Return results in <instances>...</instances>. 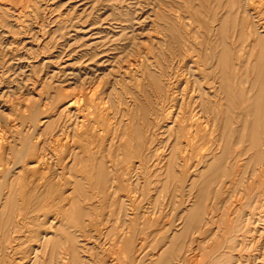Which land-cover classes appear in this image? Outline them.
<instances>
[{
	"label": "rangeland",
	"instance_id": "374dc122",
	"mask_svg": "<svg viewBox=\"0 0 264 264\" xmlns=\"http://www.w3.org/2000/svg\"><path fill=\"white\" fill-rule=\"evenodd\" d=\"M231 3L230 0H16V3L15 0H0V143L3 142L6 149L12 148L17 156L23 149L24 141L42 142L41 144L50 141L46 145L49 153H53L56 161L59 156L63 162L62 167L60 166L64 181L62 190L66 192L65 197L68 195L73 199L72 205L69 203L65 208H52L49 211L51 227L48 225L46 229L55 237L50 244L48 261L44 264L58 263L57 257L60 253L67 256L68 264H76L73 253L77 240L78 243L81 242L77 246H85L87 249L83 255H79L84 256L86 264H126L129 262L131 250L137 246L142 254L145 251L144 264H208L211 250L222 246L223 233L229 230L230 223L235 224L240 214L249 215L245 221L252 217V220L245 223L241 220L239 224L238 241L248 247L246 246V251H241L242 246L239 244L240 247L232 252L233 256H249L250 259L245 260L243 264H264V199L259 198L260 201L257 202V196L264 189V82L255 83L256 86L249 82L254 80V77L252 73H247L248 70L258 72L253 71L251 66H245L250 62L247 57L251 54V49L248 48L249 43H244L243 46L236 43L244 20L238 16ZM247 5L250 11L253 10L251 14L264 19V0H252V4ZM222 10L225 12L222 13ZM232 18L234 20H231ZM231 23L236 24H232L235 28ZM261 23L264 24V21ZM188 24L193 28L188 27ZM218 25H223L222 39L226 42L224 46L219 47L214 44L220 29ZM195 48L199 49L198 52ZM256 54L258 51L254 52V55ZM217 56H222L225 61L217 63ZM251 63L250 65L254 64ZM177 67L180 69L178 73ZM192 69H195V79L190 88L197 89L194 93L198 91L195 105V113L200 112L197 116L198 130H205L207 126L206 133L211 135L209 137L213 142L207 144L203 157L198 156L202 152L200 144L195 148L192 147L193 144L187 148L182 144L176 147L177 134L169 131L167 123H164V117L171 106L178 118H190L188 107L185 109V106L170 102L172 100H169V96L181 93L180 89L184 87L176 82L177 77L180 74L186 75V72ZM246 75L248 78H245ZM239 80L240 83L236 82ZM166 81L170 83L167 90L164 88L169 84ZM201 88H205L204 96L210 101L207 108L200 99L203 98ZM210 89L212 92H209ZM227 97L231 99V109L228 117L224 115L225 120L220 129H217L213 125V101L216 98L223 105ZM56 99L64 100V106L73 100L78 101L69 111L71 115L65 113L62 121L57 119L60 107L59 103H55ZM96 116L103 118L97 119ZM47 118L53 123L51 127L42 125ZM29 119H32V122ZM91 121L94 126L98 125L96 129L107 141L94 144L92 149L95 153L88 157L81 153L80 144H84L81 140L89 131ZM163 123L166 125L164 128ZM228 123H231L230 126ZM32 126L34 131V128H29ZM108 131L110 132L107 135ZM124 137L127 138L121 141ZM71 149L79 153L73 166L71 159H65ZM179 149H188L187 151L192 153L185 163L172 161L174 153L181 151ZM142 151H145V155L149 154L144 162L139 160ZM210 153L215 156H210L208 161L203 162V158ZM187 154L188 152L185 156H188ZM178 163L184 167L178 166ZM121 166H132L129 188L121 186L119 191L111 190L109 193L107 189L103 192L98 188L101 182L109 187L121 183L122 174L118 175ZM236 174L239 175L238 178ZM248 180L255 184L249 185ZM2 184L0 180V187ZM188 185L190 186L184 192L179 193L183 186ZM256 193L259 194L256 196ZM114 198L126 206L129 217L119 214V202ZM114 201L118 203L115 204ZM19 202L18 199H12L8 211L13 218L5 217L0 221V264L4 261V229L8 226L7 223L10 226L17 223V218L20 217L17 216L20 210L16 211ZM260 202L262 203L259 204ZM112 204H115L114 207ZM254 205L258 210L254 213L260 211L259 216L253 213ZM239 208L241 210H238ZM184 210L187 212H183ZM55 213L61 215L63 221L56 219L55 223L52 219L56 217ZM19 219L18 224L25 222ZM58 221L60 222L57 223ZM86 224L90 227H86ZM245 224L250 227L249 230L252 228L250 232L253 233H249L250 236L248 234V238H252L244 241L240 235L247 227ZM52 227H55V230H52ZM33 230H37V227H33ZM176 231L179 233L175 234ZM216 233L217 235H214ZM203 242H206L205 246ZM155 254L157 256L154 257ZM187 257H192V260H185ZM32 258L33 264H37L34 256ZM149 260L153 262L150 263ZM229 261L230 259L223 257L217 264H227ZM63 263L67 264L65 261ZM234 263L235 259L232 260V264Z\"/></svg>",
	"mask_w": 264,
	"mask_h": 264
},
{
	"label": "bare ground",
	"instance_id": "6f19581e",
	"mask_svg": "<svg viewBox=\"0 0 264 264\" xmlns=\"http://www.w3.org/2000/svg\"><path fill=\"white\" fill-rule=\"evenodd\" d=\"M232 3L231 4H233L234 6L232 7L233 9H235L236 11H237V14H238V16L240 17V18H242L243 20H244V23L242 24V31L240 32V34H239V38H238V40L236 41V43H238L240 46H243L244 45V43H245V45L246 44H248L249 46H248V48H250L251 50H250V55L247 57V59L250 61L247 65H245V66H247L248 68L251 66V67H253V71H257L258 73H255V72H250L249 70H248V72L247 73H252L253 74V76L252 77H254V80H251V81H249V82H251V83H263L264 82V24L263 23H261V21L263 20L264 21V19H262V18H258V17H255V14L253 15V14H251V11H253V10H249V5H247V4H252V0L250 1V0H230ZM263 1V0H262ZM18 2V1H17ZM221 2V1H220ZM15 3H16V0H15ZM257 3V2H256ZM260 3H261V1H260ZM263 3V2H262ZM248 7H247V6ZM254 5H259V4H254ZM260 5H262V4H260ZM5 7V6H4ZM30 7V6H29ZM227 7V6H226ZM226 7H224V8H226ZM160 8V7H159ZM223 8V9H224ZM2 9H3V7H2ZM7 9H9V8H7ZM161 9V8H160ZM163 9V8H162ZM170 9V8H169ZM11 10V9H10ZM258 10V9H257ZM5 11V10H4ZM162 11V10H161ZM263 11V10H262ZM261 11V12H262ZM159 12V11H158ZM163 12V11H162ZM166 12V11H165ZM165 12H163V13H165ZM225 11H223L222 10V13H224ZM168 13V12H167ZM260 13V12H259ZM8 14V13H7ZM159 14V13H158ZM221 14V13H220ZM237 14H236V16H237ZM262 14V13H261ZM263 15V14H262ZM9 16V15H8ZM220 16V15H219ZM236 16H234V17H236ZM178 18V17H177ZM2 19H3V17H2ZM216 19V18H215ZM218 19H220V17L218 18ZM236 19V18H235ZM258 19V20H257ZM4 20V19H3ZM169 20H171V19H169ZM231 20H234L233 18L231 19ZM167 21H168V19H167ZM178 21V20H177ZM169 22V21H168ZM233 22V21H232ZM11 23V22H10ZM169 24V23H168ZM186 24V23H185ZM233 23H231V25H232ZM170 25V24H169ZM192 25V24H191ZM233 25H236L235 23L233 24ZM232 25V26H233ZM160 26V25H159ZM219 26V30H218V36H216L215 38H216V40H215V46H224V44L226 43V42H224V38L222 39V35H223V31H224V29H223V25H221V27H220V25H218ZM188 27H190L189 26V24H188ZM188 27H187V29H188ZM192 27V26H191ZM190 27V28H191ZM196 27V26H195ZM208 27V26H207ZM231 27V26H230ZM234 28H235V26H233ZM232 27V28H233ZM3 28V27H2ZM193 28V27H192ZM1 29V28H0ZM199 29V28H198ZM195 30V29H194ZM188 31V30H187ZM230 31H231V28H230ZM199 32H200V30H199ZM228 32V31H227ZM227 32H225V33H227ZM2 34V33H1ZM205 34V33H204ZM181 35V34H180ZM188 35V34H187ZM173 36H174V34H173ZM232 36V35H231ZM233 37V36H232ZM228 38H226V40H227ZM194 40V39H193ZM207 41V40H206ZM229 41V40H228ZM232 41V40H231ZM163 42V41H162ZM192 42V41H191ZM164 43V42H163ZM208 43V42H207ZM4 44V43H3ZM184 45V44H183ZM227 45H229V44H227ZM193 46V45H192ZM195 46V45H194ZM209 46V45H208ZM230 46V45H229ZM175 48V47H174ZM186 49H188L187 47H185ZM230 48V47H229ZM247 48V49H248ZM210 49H211V47H210ZM222 49V48H221ZM236 49V48H235ZM195 50H196V48H195ZM197 50H199L198 48H197ZM196 50V51H197ZM225 50V49H224ZM227 50V49H226ZM221 51V50H220ZM255 51H258V54H256V55H254V52ZM198 52V51H197ZM208 52H209V49H208ZM228 52H229V50H228ZM230 52H231V50H230ZM229 52V53H230ZM220 53V52H219ZM188 54V53H187ZM187 54H186V58H187ZM189 54H191V52L189 53ZM184 55V54H183ZM210 55H211V53H210ZM216 55V54H215ZM226 55V54H225ZM245 55V54H244ZM190 56V55H189ZM206 56V55H205ZM191 57V56H190ZM226 57H227V55H226ZM225 57V58H226ZM186 58H184L183 60L185 61V59ZM169 59V58H168ZM194 59H197V58H195L194 57ZM194 59H192V60H194ZM218 59V60H217ZM217 59H216V61H217V63H219V62H222L223 63V60L225 61V59L222 57V56H217ZM164 60V59H163ZM182 60V59H181ZM188 60V59H187ZM211 60H212V58H211ZM229 60V59H228ZM165 61V60H164ZM164 61H163V63H164ZM184 61L182 62V64H184ZM219 61V62H218ZM187 62V61H186ZM209 62V61H208ZM251 62H254V64L253 65H250V64H252ZM190 63V62H189ZM188 63V64H189ZM192 63V62H191ZM227 64V63H226ZM51 65V64H50ZM175 65H177V63H175ZM179 65V64H178ZM177 65V66H178ZM186 65V64H185ZM192 65V64H191ZM191 65H188V67L189 66H191ZM216 65V64H215ZM164 66V65H163ZM225 66V65H224ZM237 66V65H236ZM235 65H234V67H236ZM181 67V66H180ZM185 67V66H184ZM202 67V66H201ZM164 68V67H163ZM178 69H179V67H177ZM207 68V67H206ZM209 68V67H208ZM215 68V67H214ZM220 68L222 69V66L220 65ZM225 68V67H224ZM171 69V68H170ZM182 69H184L183 67H182ZM220 69V70H221ZM43 70V69H42ZM206 70V69H205ZM176 71V70H175ZM180 71V69L177 71V73ZM182 71V70H181ZM189 71V70H188ZM193 71H195V69L193 70L192 69V71H189L188 73L186 72V75L184 74V75H179L178 77H177V83H181V84H183V87L184 88H182V90L180 89V94L179 95H177V96H179V97H177L176 96V94L174 95V94H171L170 96H169V100L171 99L172 101H170V102H176L177 104H179V106L181 105V106H185V109H186V107H188V109L190 110V112H189V114H190V118L189 119H187V120H183L182 118H178L179 116H176V114H174V112L172 111V109H173V107L171 106V107H169V110H167L168 111V113L165 115V117H164V123L166 122L167 123V129L169 130V131H173V132H175L176 134H177V139H176V147H178V145L180 146L181 144L182 145H185V147L187 148V147H190V145L191 144H193L192 145V147L193 148H195V147H198V145L197 144H200L199 145V148L200 149H202V152L200 153V151H198L199 153V155L198 156H200V157H203L204 156V152L203 151H207L205 148H206V146H207V144L209 145L210 143H213L212 142V139L209 137V136H211L209 133H206V130H207V126H206V129L205 130H198L199 128H198V124H197V121L199 120L198 119V117L197 116H199V114H200V112H199V114H196L195 113V111H196V109H195V105L197 104V102H196V99L198 98L197 96V92L195 91V93H194V90H197V89H194V90H192L191 88H190V84L193 82V80L195 79V75H194V73H193ZM197 71V70H196ZM225 71V70H224ZM146 72H147V70H146ZM154 72V71H153ZM156 72V71H155ZM171 72V71H170ZM198 72V71H197ZM196 72V73H197ZM231 72V71H230ZM50 73V72H49ZM222 73V72H221ZM261 73V74H260ZM48 74V73H47ZM51 74V73H50ZM49 74V75H50ZM158 74H159V72H158ZM225 74V73H224ZM202 75V74H201ZM223 75V74H222ZM231 75V74H230ZM249 75V74H248ZM248 75H246L245 76V78H248ZM160 76V75H159ZM171 76V75H170ZM184 76V77H183ZM189 76V77H188ZM203 76V75H202ZM240 77H244L243 75H240ZM174 78H175V76H174ZM201 79V78H200ZM213 79V77L211 78V80ZM164 80V79H163ZM167 80H169V79H167ZM175 80V79H174ZM160 81H162V79L160 80ZM201 81V80H200ZM213 81V80H212ZM166 82H168V81H166ZM207 82V81H206ZM235 82V81H234ZM236 82H239L240 83V80L239 81H236ZM247 82V81H246ZM163 83H165V82H163ZM169 83V82H168ZM176 83V84H177ZM200 83V82H199ZM260 83V84H261ZM174 84V83H173ZM206 84V83H205ZM217 84V83H216ZM215 84V85H216ZM169 85H170V83L169 84H167V85H165L164 86V88L167 90V88H169ZM178 85H176V87H177ZM194 86V85H193ZM255 86H256V84H255ZM254 86V87H255ZM173 87H174V85H173ZM175 87V88H176ZM195 87V86H194ZM203 87H204V85H203ZM216 87V86H215ZM245 87V86H244ZM190 88V89H189ZM214 88V87H213ZM217 88V87H216ZM170 91H171V87H170V89H169ZM176 90V89H175ZM200 92V91H199ZM201 92H202V96H203V98H200L201 100H202V103L204 104V106L207 108L208 106H209V104H210V101L208 100V98L207 97H205L204 95H205V88H201ZM209 92H212V90L210 89V91ZM263 92V91H262ZM230 93H232V92H230ZM233 93H234V91H233ZM232 93V94H233ZM213 94H214V91H213ZM231 94V95H232ZM255 94V93H254ZM261 94V93H260ZM68 95V94H67ZM164 95V94H163ZM166 95H167V92H166ZM210 95V94H209ZM215 95V94H214ZM230 95V96H231ZM151 96V95H150ZM212 96V95H211ZM229 96V97H230ZM233 96V95H232ZM263 97H264V95H262ZM70 97V96H69ZM68 97V98H69ZM167 97V96H166ZM66 98H67V96H66ZM158 100V99H157ZM211 100V99H210ZM213 101V100H212ZM59 103L58 104V106L60 107L59 109H58V117H57V119H58V121H62L63 119L62 118H64V117H62L63 115H65V113H69V111L72 109V108H74V106L75 105H77V102L78 101H75V100H73V101H71V102H69V104H67L66 106H64L65 104H63V102H64V100L63 101H57V99L55 100V103ZM155 102V101H154ZM214 102V106H215V119H214V123H213V125H214V127L215 128H217V129H220V126L222 125V123H223V121L225 120V118H224V115L226 114V116L228 117V114H229V111H230V109H231V107H229V104L231 103V99H229L228 97L226 98V102H225V104H223L222 105V103H221V101L220 100H216V98H215V101H213ZM163 103V102H162ZM133 104V103H132ZM173 104V103H172ZM212 104V103H211ZM55 105H57V104H55ZM54 105V106H55ZM89 105V104H88ZM174 105V104H173ZM90 106V105H89ZM167 106H169V105H167ZM239 106V105H238ZM36 107V106H35ZM55 107H57V106H55ZM132 107V106H131ZM223 107H225V109H223ZM50 108V107H49ZM54 108V107H53ZM77 108V107H76ZM80 108V107H79ZM198 108H199V106H198ZM197 108V109H198ZM203 108V107H202ZM211 108H213V106L211 107ZM233 108V107H232ZM129 109V108H128ZM127 108H126V110H128ZM205 109V108H204ZM56 110H57V108H56ZM126 110H125V112H126ZM178 110H179V108H178ZM177 110V111H178ZM260 110V109H259ZM51 111V110H50ZM53 111H55V110H53ZM75 111H78V110H75ZM80 111V110H79ZM180 111V110H179ZM178 111V112H179ZM211 111H212V109H211ZM38 112V111H37ZM129 112V114H130V111H128ZM181 112V111H180ZM179 112V113H180ZM236 112V111H235ZM39 113V115H42V114H40V112H38ZM67 113V114H68ZM71 113V112H70ZM69 113V114H70ZM176 113V112H175ZM202 113H204V111L202 112ZM75 114V113H74ZM128 114V115H129ZM164 114V113H163ZM178 114V113H177ZM188 114V113H187ZM213 114V113H212ZM234 114H236V113H234ZM71 115V114H70ZM93 115V114H92ZM126 115H127V113H126ZM182 115L183 114H181L180 116L182 117ZM238 115V114H237ZM254 115V114H253ZM56 116V115H55ZM54 116V118H56ZM77 116V115H76ZM90 116V115H89ZM93 116H95V115H93ZM34 117V116H33ZM97 117V116H96ZM95 117V118H96ZM99 117H101V118H103L102 116H99ZM99 117H97V119L99 118ZM126 117V116H125ZM163 117V116H162ZM200 117H201V115H200ZM35 118H37V117H35ZM89 118V117H88ZM94 118V117H93ZM101 118H99V119H101ZM127 118H129V117H127ZM149 118V117H148ZM208 118V117H207ZM41 119H43V118H41ZM56 119V120H57ZM198 119V120H197ZM203 119H204V117H203ZM203 119H201V120H203ZM30 121L32 120V119H29ZM36 120V119H35ZM40 120V119H39ZM51 119H49V118H47V119H45L44 120V122L42 123V125H44V126H47V127H51L52 126V122L50 121ZM56 120H53V122L54 121H56ZM84 120H86V121H88L87 119H84ZM91 120H92V118H91ZM126 120V119H125ZM129 120V119H128ZM149 120V119H148ZM207 120H209V119H207ZM262 120V119H261ZM41 121V120H40ZM93 121H94V119H93ZM163 121V120H162ZM227 121H228V118H226V123H227ZM230 121V120H229ZM32 122V121H31ZM38 122V121H37ZM36 122V123H37ZM84 122V121H83ZM98 122V121H97ZM103 122V121H102ZM203 122V121H202ZM204 122H206L205 120H204ZM209 122V121H208ZM35 123V122H34ZM33 123V124H34ZM61 123V122H60ZM59 123V124H60ZM86 123V122H85ZM92 123V121L89 123V125L90 126H88V129H89V131L86 133V135H84L83 137H82V140H81V143H84V144H80L81 146H82V148H80V150H81V153L82 154H85V156H88V155H92L93 153H95L94 151H93V147L95 146L94 144H97V143H101V142H103V141H107V140H105L106 138L104 137V136H102L101 135V133L96 129L97 128V126L98 125H95L94 126V124H91ZM101 123V122H100ZM123 123H125V122H123ZM127 123V125H128V122H126ZM158 123V122H157ZM160 123V122H159ZM163 123V124H164ZM199 123V122H198ZM207 123V122H206ZM25 124H26V121H25ZM24 124V125H25ZM99 124V123H98ZM204 124V123H203ZM202 124V125H203ZM229 124V123H228ZM231 124V123H230ZM230 124H229V126H230ZM234 124V123H233ZM31 125H32V123H31ZM39 125V124H38ZM38 125H36V126H38ZM41 125V126H42ZM55 125V124H54ZM53 125V126H54ZM86 125V124H85ZM102 125V124H101ZM35 126V125H34ZM34 126H32V127H29V128H34ZM40 126V125H39ZM100 126V125H99ZM160 126H162V125H160ZM166 125L164 124L163 125V128L165 127ZM179 126V127H178ZM204 126V125H203ZM257 126H258V124H257ZM125 128H126V126H124ZM130 125H129V129H130ZM154 127V126H153ZM157 127H159V126H157ZM199 127H200V125H199ZM42 128H43V126H42ZM53 128H55V126L53 127ZM63 128V127H62ZM128 128V127H127ZM201 128V127H200ZM213 128V127H212ZM211 128V129H212ZM240 128V127H239ZM41 129V128H40ZM59 129V128H58ZM64 129V128H63ZM123 129V128H122ZM26 130V129H25ZM30 130V129H29ZM35 130V128L33 129V131ZM99 130H101V129H99ZM17 131V130H16ZM15 131V132H16ZM39 131V130H38ZM159 131H160V129H159ZM158 131V132H159ZM23 132V131H22ZM58 132V131H57ZM61 132V131H60ZM110 131H108L107 132V135H108V133H109ZM125 132H127L126 131V129H125ZM162 132V131H161ZM173 132H170L171 134H174ZM220 132V131H219ZM22 134V133H21ZM130 134V133H129ZM228 134V133H227ZM36 135V134H35ZM58 135V134H57ZM128 134L126 133V136H127ZM160 135V134H159ZM34 136V135H33ZM43 136V135H42ZM56 136V135H55ZM54 136V137H55ZM59 136V135H58ZM109 136H110V134H109ZM154 136V135H153ZM157 136H158V134H157ZM156 136V137H157ZM171 136V135H170ZM174 136V135H173ZM31 137V136H30ZM57 137V136H56ZM128 137H130V135L128 136ZM227 137V136H226ZM2 139H3V137H1ZM53 138V137H52ZM112 138V137H111ZM125 138H127V137H124V138H122L121 139V141L123 140V139H125ZM158 138V137H157ZM156 138V139H157ZM168 138V137H167ZM172 138V137H171ZM108 139V138H107ZM114 139V138H113ZM118 139H119V137H118ZM129 139V138H128ZM183 139H185V141L183 142ZM226 139V138H225ZM262 139V138H261ZM1 140V139H0ZM27 140H29V138L27 139ZM37 140V139H36ZM51 140V139H50ZM53 140V139H52ZM109 140V139H108ZM131 140H132V137H131ZM171 140V139H170ZM33 141V140H32ZM54 141V140H53ZM230 141V140H229ZM45 142H47L46 140H45ZM44 142V143H45ZM50 142V141H49ZM48 142V143H49ZM56 142V141H55ZM54 142V143H55ZM195 142H196V144H195ZM3 142H1L0 144H2ZM42 143V142H41ZM41 143H37V142H28V141H24V144L22 145V147H23V149L17 154V156H15V154H14V151L12 150V148H10V149H6V148H4L5 147V145H3V147H2V145L0 146V180H2V182H3V184H2V186L0 187V209L1 208H3L1 211H0V221H2V220H4V218L6 217L7 219H9L10 217H11V214H10V211H8V208L10 207V203H11V200L12 199H18L20 202V205H19V203H18V205H19V207H17L18 209H16V211L17 210H20V212H19V215H17V216H20L19 218H21V220H25V222H22L21 224H18V219L19 218H17V223H15V224H13V225H11L10 226V224H6V225H8V226H5V236H6V240H5V245L3 246V249H2V255H4L3 256V264H4V262L6 263V264H33V256H34V260L36 259L37 260V264H44L45 263V261H48V254H49V250H50V244L52 243V238L53 237H55V236H53V234L51 233V232H49L46 228H47V226L48 225H50L49 227H51V220H50V218H49V211L52 209V208H54V209H58V208H63V206H64V208H65V206H67L66 204H71V203H73V202H71L73 199H71L72 198V196H68L67 195V197H65V195H66V192L64 191L63 192V182L64 181H62L63 180V178H62V173L63 172H60V166H61V164L63 163L62 161H61V159H59V156L57 157V161L54 159V156H52L53 155V153H52V155L49 153L50 151L47 149L48 147L46 146L47 144L45 143V144H41ZM172 143V142H171ZM230 143V142H229ZM56 144V143H55ZM103 144H105V143H103ZM107 145H108V143H106ZM261 144V143H260ZM7 145V144H6ZM230 145V144H229ZM98 146V145H97ZM101 146V145H100ZM215 146V148L217 147L216 145H214ZM261 147H262V144L260 145ZM7 147V146H6ZM103 147V146H102ZM148 147V146H147ZM183 147V146H182ZM230 147V146H229ZM105 148H106V146H105ZM117 148V147H116ZM180 148V147H179ZM185 148V149H186ZM214 148V149H215ZM228 148V147H227ZM249 149V148H248ZM164 150V149H163ZM179 150H181V151H179V153H174V155H173V160L172 161H179V163H185L186 162V160H189V156H190V154H192V153H190V151H187V150H183V149H179ZM213 150V149H212ZM224 150V149H223ZM222 150V151H223ZM232 150V149H231ZM259 150H262L261 152H263V149L262 148H260ZM258 150V151H259ZM69 152H70V154L69 155H66V158L65 159H71V165L73 166L75 163H76V161H77V158H78V155H79V153H77V150L75 151V150H73V149H71V151L70 150H68ZM149 151V150H148ZM225 151V150H224ZM79 152V151H78ZM159 151H157V153H158ZM167 152V151H166ZM165 152V153H166ZM186 152H188V156H185V153ZM228 152V149L226 150V153ZM64 153V152H63ZM63 153L61 154V155H63ZM222 153V152H221ZM224 153V152H223ZM222 153V154H223ZM234 153V152H233ZM132 154V153H131ZM150 154H151V152H150ZM161 154V153H160ZM228 154V153H227ZM55 155V154H54ZM57 155V154H56ZM55 155V156H56ZM146 155H149V154H146ZM145 155V151H142L141 153H140V155H139V160H142V162H144V159L145 158H147V156ZM214 154H212V153H210L209 155H206L204 158H203V162H206V161H208L209 160V158H210V156H213ZM261 155H263V153L261 154ZM119 156V155H118ZM197 156V155H196ZM197 156V157H198ZM215 156V155H214ZM264 156V155H263ZM89 157V156H88ZM160 157V156H159ZM164 157V156H163ZM222 157V156H221ZM62 158V157H61ZM158 158V157H157ZM164 158H166V157H164ZM199 158V157H198ZM234 158H235V156H234ZM243 158V157H242ZM155 159H156V157H155ZM200 159V158H199ZM199 159H197V161L199 160ZM202 159V158H201ZM63 160H64V158H63ZM217 160V159H216ZM215 160V161H216ZM264 160V159H263ZM56 161V162H55ZM66 161V160H65ZM69 161V160H68ZM153 161V160H152ZM196 163H197V161L196 160H194ZM246 161V160H245ZM248 161V160H247ZM162 162V161H161ZM194 162V163H195ZM199 162V161H198ZM218 161H216V163H217ZM232 162H233V159H232ZM67 163V162H66ZM178 163V166L180 165ZM193 163V164H194ZM209 163V162H208ZM239 163H241V162H239ZM244 163V162H243ZM215 164V163H214ZM213 164V165H214ZM261 164V163H260ZM263 164H264V162H263ZM65 165V164H64ZM70 165V166H71ZM165 165H167V164H165ZM215 165H217V164H215ZM214 165V166H215ZM119 166V165H118ZM180 166H183L184 167V165L182 164V165H180ZM187 166V165H186ZM258 166V165H257ZM62 167V166H61ZM139 167V166H138ZM202 167V166H201ZM242 167V166H241ZM72 168V167H71ZM88 168V167H87ZM111 168V167H110ZM109 168V170H111ZM131 168H132V166H131ZM131 168H126V167H124V166H121V167H119V170H118V168H117V170L119 171V173H118V175L121 173L122 174V182L121 183H115V184H117V185H114V186H111V187H109V186H106V183L104 184V182H101V183H99L98 184V188H101L102 189V191L103 192H105L106 191V189H107V193H109V192H111V190H113V191H115L116 190V192L117 191H119L120 190V188H121V186H123L124 188H129V186H128V183L130 182V176H131V174H132V170L133 169H131ZM147 168V167H146ZM156 168V166L154 167V169ZM179 168V167H178ZM180 168H182V167H180ZM192 168V167H191ZM212 168V167H211ZM214 168V167H213ZM212 168V169H213ZM261 168H262V166H261ZM260 168V170H262ZM136 169H137V167H136ZM163 169V168H162ZM161 169V170H162ZM175 169V168H174ZM206 169V168H205ZM240 169V168H239ZM242 169V168H241ZM64 170V169H63ZM157 170V169H156ZM181 170V169H180ZM185 170V169H184ZM238 170V169H237ZM236 170V171H237ZM256 170V169H255ZM259 170V169H258ZM113 171H115V170H112V172ZM135 171V170H134ZM222 171H223V169H222ZM263 171H264V169H263ZM50 174H49V173ZM107 172V171H106ZM177 172V171H176ZM241 172V171H240ZM252 172V171H251ZM259 172V171H258ZM177 173H179V172H177ZM192 174H193V172H192ZM239 174V173H238ZM256 174H258L259 175V173H257V170H256ZM48 175H50V176H48ZM117 175V176H118ZM237 175V174H236ZM255 175V174H254ZM191 176V175H190ZM238 176L239 175H237V178H238ZM253 176V175H252ZM262 176V175H261ZM260 176V177H261ZM65 177V176H64ZM245 177H247V176H245ZM254 177V176H253ZM256 177V176H255ZM259 177V178H260ZM195 178V177H194ZM235 178V177H234ZM233 178V179H234ZM262 178V177H261ZM260 178V179H261ZM66 179V178H65ZM113 179V178H112ZM120 179V178H119ZM191 179H192V177H191ZM251 179H253V178H251ZM251 179H249V180H251ZM256 179H258L257 177H256ZM114 180H115V178H114ZM232 180V179H231ZM235 180V179H234ZM245 180V179H244ZM249 180H248V183H249V185L251 184L250 182H249ZM255 180V178L253 179V181ZM262 180V179H261ZM65 181H67V179L65 180ZM110 182H111V180H109ZM237 181V180H236ZM257 181H260V180H257ZM263 181V180H262ZM113 182V181H112ZM116 182V181H115ZM188 182H189V180H188ZM187 182V183H188ZM234 182V181H233ZM261 182V181H260ZM259 182V183H260ZM114 183V182H113ZM228 183H230V182H228ZM227 183V184H228ZM111 184V183H110ZM179 184V183H178ZM226 184V185H227ZM241 184H242V182H241ZM252 184H255V183H253L252 182ZM251 184V185H252ZM177 185V184H176ZM190 185H188L187 187L186 186H183L180 190H179V193H181V192H184L185 191V189L186 188H188ZM192 186V185H191ZM234 186V185H233ZM245 185H243V187H244ZM108 187V188H107ZM226 187V186H225ZM228 187V186H227ZM226 187V188H227ZM235 187V186H234ZM251 187V186H250ZM255 187H257V185L255 186ZM177 187H175V189H176ZM252 188H253V186H252ZM264 188V187H263ZM232 189H234V188H232ZM237 190H238V188H237ZM263 191L259 194V193H256V196L258 197L257 198V202L258 201H260V199H264V189H262ZM66 191H68V190H66ZM261 191V190H260ZM259 191V192H260ZM71 192V191H70ZM226 193H228V192H226ZM229 193H231V192H229ZM70 195H71V193H69ZM236 194H238V193H236ZM242 195V193H239L238 195ZM108 195V194H107ZM198 195V194H197ZM229 195V194H228ZM254 195V194H253ZM109 196V195H108ZM119 196V195H118ZM178 196H179V194H178ZM233 196V195H232ZM116 198H117V195H116ZM116 198H114V199H116ZM118 198H120V197H118ZM124 198H126L125 196H124ZM178 198V197H177ZM260 198V199H259ZM21 199V200H20ZM108 199V198H107ZM111 199V198H110ZM117 200V199H116ZM122 200V199H121ZM128 200V199H127ZM127 200H126V202H127ZM191 200H192V198H191ZM251 200V199H250ZM118 202H119V200H117ZM226 201H228V200H226ZM230 201V200H229ZM118 202H115L114 201V203L116 204V203H118ZM122 202V201H121ZM129 202H130V200H129ZM256 202V203H257ZM124 203H125V199H124ZM226 203H228V202H226ZM255 203V204H256ZM262 202H260L259 204H261ZM115 204H112V207H114V205ZM119 204V207H120V213L119 214H121L122 216H124V217H129V215H128V213H126V206L125 205H123V203H118ZM127 204V203H126ZM194 204V203H193ZM192 204V205H193ZM257 205V206H259L260 207V205ZM262 204H264V203H262ZM72 205V204H71ZM70 205V206H71ZM129 205H131V204H129ZM195 205V204H194ZM174 207H175V205H173ZM196 206V205H195ZM256 205H254V210H253V213L254 212H257L258 210H257V206L255 207ZM263 206V205H262ZM128 207V206H127ZM131 207V206H130ZM129 207V208H130ZM193 207V206H192ZM213 207V206H212ZM67 208V207H66ZM128 208V209H129ZM194 208V207H193ZM228 208V207H227ZM127 209V210H128ZM255 209H256V211H255ZM131 210L132 209H130V212H131ZM238 210H241L240 208L238 209ZM259 210H260V208H259ZM117 211V210H116ZM129 212V213H130ZM183 212H187V211H183ZM260 212V211H259ZM259 212L256 214V213H254V214H256V215H258L259 216ZM115 213V212H114ZM116 214V213H115ZM146 214V213H145ZM145 214H144V216H145ZM212 214V213H211ZM211 214H210V216H211ZM251 214V213H250ZM254 214H253V216H254ZM134 215V214H133ZM132 215V216H133ZM151 215V214H150ZM53 216V215H52ZM54 216H56L55 218H52L54 221L56 220V219H58V220H60V219H62V221H63V217H61V215H58L57 213H55L54 214ZM53 216V217H54ZM180 216V215H179ZM185 216V215H184ZM198 216V215H197ZM209 216V217H210ZM247 216H249L248 214H240L238 217H237V220L235 221V224H234V222H232V223H230L231 225H229V227H228V229L229 230H227V231H225L223 234H224V239H223V244H222V246H219L216 250H211V252H213V253H211L210 252V255H209V263L208 264H217V263H220V260H222V258L223 257H225L227 260L228 259H230V261L227 263V264H232V260L233 259H235V263L234 264H243L244 262H245V260H247V259H250V257L249 256H246V255H240V256H233V251H234V249H236L238 246H239V244H240V246H242V248H241V251L243 250V251H246V246L247 245H245V246H243V243L241 244V242H239L238 241V237H239V233H240V229H239V224H240V222H241V220H244ZM212 217V216H211ZM256 217V216H255ZM11 218H13V216L11 217ZM119 218V217H118ZM144 218H146V217H144ZM186 218V217H185ZM184 218V219H185ZM213 218V217H212ZM254 218V217H253ZM255 219V218H254ZM20 220V219H19ZM65 220V219H64ZM92 220V219H91ZM131 220H132V217H131ZM179 220H181V219H179ZM202 220H204L203 218H202ZM250 220H252V217L250 218V217H248V219L246 220V221H250ZM68 221V220H67ZM208 221V220H207ZM238 221H239V223H238ZM245 220H244V223L246 222ZM60 221H58L57 223H59ZM123 222H125V221H123ZM127 222V221H126ZM151 222V221H150ZM200 222H201V220H200ZM54 223V222H53ZM55 223H56V221H55ZM55 223H54V225H55ZM87 223V222H86ZM247 223H249V222H247ZM246 223V224H247ZM92 224V226H93V223H91ZM202 224V223H201ZM210 224V223H209ZM245 224V226H247ZM57 225V224H56ZM86 225H88V224H86ZM89 225H90V223H89ZM86 226V227H90V226ZM103 225V224H102ZM128 225H129V222H128ZM183 225V224H182ZM198 225H200V224H198ZM256 225V224H255ZM10 226V228L8 229V227ZM96 226V225H95ZM131 226V225H130ZM33 227H37V230H33ZM100 227V226H99ZM105 226H103V228H104ZM53 228V227H52ZM55 228V227H54ZM52 229V230H55V229ZM93 228V227H92ZM95 228V227H94ZM246 229L244 230L243 228V232H241V235H240V237L241 238H243L244 239V241L245 240H247V239H249V238H252V237H249L248 238V234L249 233H251L250 231L252 230V228H251V230H249V228H248V226L247 227H245ZM51 229V228H50ZM102 229V228H101ZM100 229V230H101ZM23 230L25 231V232H23ZM170 230V229H169ZM178 230V229H177ZM196 230V229H195ZM209 230V229H208ZM91 231V230H90ZM102 231V230H101ZM106 231V230H105ZM174 231V230H173ZM173 231H172V233H173ZM198 231H199V228H198ZM210 231H211V229H210ZM213 231H215V230H213ZM86 232V231H85ZM99 232V231H98ZM203 232V231H202ZM212 232V231H211ZM87 233H88V231H87ZM90 233V232H89ZM101 233V232H100ZM171 233V234H172ZM177 233H179V232H177L176 231V233L175 234H177ZM195 233V232H194ZM194 233H193V235H194ZM198 233V232H197ZM253 233V232H252ZM252 233H251V235H252ZM158 234V233H157ZM170 234V233H169ZM170 234V235H171ZM174 234V235H175ZM181 234V233H180ZM104 235V234H103ZM127 235H128V233H127ZM135 235H136V233H135ZM193 235L191 236V237H193ZM196 235V234H195ZM214 235H217V233L216 234H214ZM214 235H212V236H214ZM125 236V235H124ZM168 236V235H167ZM181 236V235H180ZM249 236H250V234H249ZM92 237H93V235H92ZM162 237V236H161ZM166 237V236H165ZM171 237V236H170ZM57 238V237H56ZM90 238H91V236H90ZM121 238V237H120ZM126 238H128V236L126 237ZM174 238V237H173ZM205 238V237H204ZM204 238H203V241H204ZM209 238V237H208ZM223 238V237H222ZM258 238V237H257ZM76 239H78V238H76ZM91 239H94V238H91ZM96 239V238H95ZM158 239V238H157ZM175 239V238H174ZM179 239H180V237H179ZM190 239H192V238H190ZM184 240V239H183ZM202 240V239H201ZM258 240V239H257ZM3 241V240H2ZM78 241V240H77ZM76 241V244L74 245V253H73V255H74V259L76 260V264H86V262L84 261V256H79L80 254H84V252H86L87 251V249L85 248V246L83 247V246H77V244H79L80 245V243H78ZM133 241V240H132ZM175 241V240H174ZM253 241V240H252ZM84 242V241H83ZM142 242H143V240H142ZM141 242V243H142ZM157 241H155V243H156ZM169 242H170V239H169ZM179 242V241H178ZM189 242H192V241H190L189 240ZM189 242H188V244H189ZM247 242V241H246ZM249 242H251V241H249ZM249 242H247V243H249ZM67 243V242H66ZM139 243H140V241H139ZM174 243V242H173ZM172 243V244H173ZM183 243V242H182ZM204 244H203V246H205V244H206V242H203ZM35 244H38V246H36ZM166 244H168V243H166ZM170 244V243H169ZM171 244V245H172ZM178 244V243H177ZM252 244V243H251ZM88 245V244H87ZM170 245V246H171ZM179 245V244H178ZM180 245H181V243H180ZM185 245V244H184ZM192 244H190V246H191ZM255 245V244H254ZM89 246V245H88ZM87 246V247H88ZM167 246V245H166ZM173 246V245H172ZM239 246V247H240ZM250 246V245H249ZM252 246V245H251ZM68 247V246H67ZM165 246H163V248H164ZM187 247H188V245H187ZM248 247V246H247ZM254 247V246H253ZM137 248H138V246H137ZM136 247H134L132 250H131V254H130V259H129V264H144L145 263V257H143V255L145 254V251H144V254H142V252H141V250L140 249H137ZM172 248V247H171ZM177 248H178V246H177ZM184 248V247H183ZM194 248V247H193ZM196 248V247H195ZM250 248H252V247H250ZM66 250V249H65ZM101 250V249H100ZM159 251V250H158ZM161 251V250H160ZM167 251V250H166ZM177 251V250H176ZM189 251V250H188ZM253 251V250H252ZM263 251H264V249H263ZM82 252V253H81ZM182 252V251H181ZM180 252V253H181ZM159 253V252H158ZM187 253V252H186ZM194 253V252H193ZM154 254V253H153ZM191 254V253H190ZM199 254V253H198ZM197 254V255H198ZM240 254V253H239ZM238 254V255H239ZM252 254V253H251ZM87 255V254H86ZM164 256H165V254H163ZM170 255V254H169ZM187 255V254H186ZM194 255V254H193ZM154 257L155 256H157L156 254L155 255H153ZM14 257V258H13ZM46 257H47V260H46ZM104 257H106V256H104ZM153 257V258H154ZM171 257H173L172 255H171ZM198 257V256H197ZM196 257V258H197ZM199 257H201L200 255H199ZM253 257V256H252ZM100 258H102V257H100ZM157 258V257H156ZM165 258H166V256H165ZM188 258V257H187ZM185 259V260H189L190 258V260H192V257H190V258H188V259ZM193 258H194V256H193ZM195 258V259H196ZM83 261H82V260ZM88 259V258H87ZM200 259V258H199ZM202 259V258H201ZM57 260H58V263H56V264H64L63 263V261H65L66 263H67V256L66 255H61V253L59 254V256L57 257ZM173 260H174V258H173ZM182 260V259H181ZM189 260V261H190ZM194 260V259H193ZM198 260V259H197ZM89 261V260H88ZM148 261V260H147ZM150 261V260H149ZM183 261V260H182ZM108 262V261H107ZM127 262H126V264H127ZM151 262H153L152 260L150 261V263ZM176 262V261H175ZM184 262V261H183ZM167 263H169V261L167 262ZM171 263V262H170ZM182 263V262H181ZM188 263H190V262H188ZM196 263V262H195ZM47 264H49V263H47ZM68 264V263H67ZM90 264V263H89ZM103 264V263H102ZM152 264V263H151ZM172 264V263H171ZM198 264V263H197Z\"/></svg>",
	"mask_w": 264,
	"mask_h": 264
}]
</instances>
